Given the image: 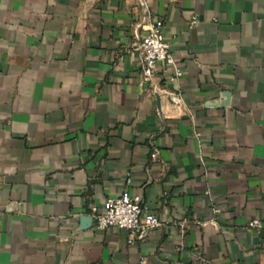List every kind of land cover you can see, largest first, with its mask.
<instances>
[{"label":"crops","instance_id":"obj_1","mask_svg":"<svg viewBox=\"0 0 264 264\" xmlns=\"http://www.w3.org/2000/svg\"><path fill=\"white\" fill-rule=\"evenodd\" d=\"M123 191L143 241L92 217ZM0 264H264V0H0Z\"/></svg>","mask_w":264,"mask_h":264},{"label":"built area","instance_id":"obj_2","mask_svg":"<svg viewBox=\"0 0 264 264\" xmlns=\"http://www.w3.org/2000/svg\"><path fill=\"white\" fill-rule=\"evenodd\" d=\"M195 23V18H192L189 26ZM162 28L163 21L161 19H152L148 25L147 34L135 46L140 59L141 81L149 91L154 93V96L166 93L165 85L175 81L182 74ZM156 77L159 78L160 84L154 83ZM214 211L219 212L220 209L215 207ZM91 213L94 222L101 229L116 227L126 230L129 243L145 240L149 232L161 224L157 214L148 209L139 194L131 195L127 191L107 198L102 211H98L95 206H92ZM246 226L260 232L263 222L254 218L249 220Z\"/></svg>","mask_w":264,"mask_h":264},{"label":"water","instance_id":"obj_3","mask_svg":"<svg viewBox=\"0 0 264 264\" xmlns=\"http://www.w3.org/2000/svg\"><path fill=\"white\" fill-rule=\"evenodd\" d=\"M155 97H156V99L158 100V98H159L160 96H159V94H156Z\"/></svg>","mask_w":264,"mask_h":264}]
</instances>
